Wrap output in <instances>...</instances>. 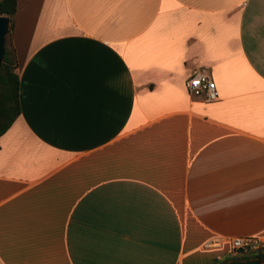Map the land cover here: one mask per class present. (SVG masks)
I'll return each mask as SVG.
<instances>
[{"label":"crops","instance_id":"1","mask_svg":"<svg viewBox=\"0 0 264 264\" xmlns=\"http://www.w3.org/2000/svg\"><path fill=\"white\" fill-rule=\"evenodd\" d=\"M10 36L0 264H222L232 239L264 243V0H18ZM201 71L217 100L189 92Z\"/></svg>","mask_w":264,"mask_h":264},{"label":"trees","instance_id":"2","mask_svg":"<svg viewBox=\"0 0 264 264\" xmlns=\"http://www.w3.org/2000/svg\"><path fill=\"white\" fill-rule=\"evenodd\" d=\"M18 8V0H0V15L10 20V32L14 27V17ZM17 58L13 49L6 46L4 62L0 73V137L3 136L20 116V77L16 72ZM264 251L255 255L261 257ZM233 259H249L232 258ZM228 261L223 262L226 264Z\"/></svg>","mask_w":264,"mask_h":264},{"label":"built area","instance_id":"3","mask_svg":"<svg viewBox=\"0 0 264 264\" xmlns=\"http://www.w3.org/2000/svg\"><path fill=\"white\" fill-rule=\"evenodd\" d=\"M187 88L192 95L204 97L207 101L218 99L217 86L208 73L205 71L197 72L187 81ZM221 241L216 239L208 243V247H218ZM233 256H246L250 253H260L264 251V243L252 237L235 238L231 240Z\"/></svg>","mask_w":264,"mask_h":264},{"label":"water","instance_id":"4","mask_svg":"<svg viewBox=\"0 0 264 264\" xmlns=\"http://www.w3.org/2000/svg\"><path fill=\"white\" fill-rule=\"evenodd\" d=\"M10 32V20L6 15H0V73L4 62L7 36ZM226 264H264V255L249 259H233Z\"/></svg>","mask_w":264,"mask_h":264},{"label":"rangeland","instance_id":"5","mask_svg":"<svg viewBox=\"0 0 264 264\" xmlns=\"http://www.w3.org/2000/svg\"><path fill=\"white\" fill-rule=\"evenodd\" d=\"M6 46L9 48V49H12L11 47V36L10 34H8L7 36V42H6ZM263 252V251H261ZM256 253H250V254H246V256H237L238 258H243V257H246V258H253L255 257ZM234 258V257H232Z\"/></svg>","mask_w":264,"mask_h":264}]
</instances>
